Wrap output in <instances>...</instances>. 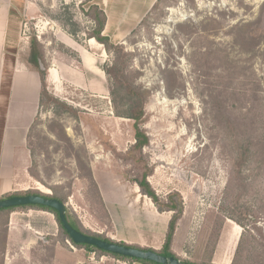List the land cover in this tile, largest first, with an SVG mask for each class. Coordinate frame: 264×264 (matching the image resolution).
I'll return each instance as SVG.
<instances>
[{"label":"rangeland","instance_id":"rangeland-1","mask_svg":"<svg viewBox=\"0 0 264 264\" xmlns=\"http://www.w3.org/2000/svg\"><path fill=\"white\" fill-rule=\"evenodd\" d=\"M26 7L24 59L36 37L49 95L74 112L43 99L28 138L33 180L0 199L57 192L86 232L161 249L172 213L142 195V170L125 157L136 142L134 122L116 116L103 71L113 54L89 38L90 9L98 7L107 17L103 35L124 47L129 77L145 92L148 181L161 201L176 193L183 200L173 251L191 262L264 264V0H29ZM244 146L249 154L237 172ZM14 212L0 215V258L12 219L44 226L59 241L52 213ZM87 252L89 264H99Z\"/></svg>","mask_w":264,"mask_h":264},{"label":"crops","instance_id":"crops-1","mask_svg":"<svg viewBox=\"0 0 264 264\" xmlns=\"http://www.w3.org/2000/svg\"><path fill=\"white\" fill-rule=\"evenodd\" d=\"M28 1L0 0V197L27 191L25 187L33 180L28 172L32 158L28 138L42 107L43 85L40 72L24 59L28 48L23 44L21 31ZM13 221L9 225L3 264H89L91 256L85 249L74 251L68 241L56 240L57 235H52L54 244L51 235H44V226ZM134 240L118 242L159 250ZM100 260L96 263L143 264L111 256H100ZM216 260L211 263L218 264Z\"/></svg>","mask_w":264,"mask_h":264},{"label":"trees","instance_id":"trees-1","mask_svg":"<svg viewBox=\"0 0 264 264\" xmlns=\"http://www.w3.org/2000/svg\"><path fill=\"white\" fill-rule=\"evenodd\" d=\"M159 1L154 5L153 9L158 7ZM90 17L95 23V28L94 30L89 34L90 39H95L98 43H100L104 50L110 54H113L114 58L108 67L104 68V72L110 77L112 80V90L111 94L113 97V101L115 102V108H116V116L119 118H126L134 122V129H135V144L132 146L131 151H129L125 157L127 159H130L134 162L135 165L140 166L142 170V178L140 180H137V185L139 189L141 190V193L143 196L148 197L151 199V201L154 203V205L157 207V210L159 213H172V218L169 222L168 225V231L167 235L165 238V242L163 245V248L160 251H156L153 249L149 248H142L136 245H129L123 242H115L112 239L103 236V235H97L91 232H86L80 225H78L76 222H74L69 215L67 211V219L68 222L71 224L73 228L76 230L92 236L99 238L103 241L111 242V243H118L124 246L128 247H133L136 249H141L144 251H154L157 252L163 256L166 257H174L179 260L184 261L187 264H205L202 262H191L187 261L185 259L180 258L173 250V242L178 226V222L182 219L183 214H184V205H183V200L180 197L178 193L169 195L167 198L166 202H163L160 200L158 197L156 191L148 181V178L153 174V169L149 168L147 166L145 160H144V155H143V149L149 145L150 139L146 135L145 131L141 129V125H143L147 121V116L145 113V106H146V99H145V92L142 91L140 87H137L135 83L130 79L129 73H128V60H129V55L125 51L124 47L122 45L114 44L112 41L109 39V37H106L103 35L106 22H107V17L105 13L100 10L98 7H92L90 9ZM32 67L37 69L42 77V85H43V90L41 93V105L43 104V99L45 98L48 103H54L60 108H63L66 111H69L70 113H73L74 110L71 107H67V105L60 103L57 99L54 97L50 96L47 87L45 84L44 76L46 74L45 71H43L40 67V62L44 65L45 69L48 72V66L45 61V52H44V47L43 45L37 40L36 37H33L31 40V49L29 52V57L27 61ZM121 101V102H118ZM121 106V107H120ZM248 150L247 146H244V148L241 149V153L239 154V158L235 162V168L236 171L239 172L243 166L244 163L247 161L248 157ZM90 180L96 184L94 181L93 175L90 172ZM99 191V190H98ZM28 195H40L45 198H53L61 201L66 205V198H64L62 195H59L57 192L53 193L52 196L49 195H44L38 192H27L23 194H16L12 196H8L6 198H10L13 196H28ZM100 195V194H99ZM101 198V195H100ZM5 199V198H4ZM2 200V199H0ZM18 209H38L42 211H48L52 213L55 216V219L59 225L60 229V237L59 241H69L75 246L76 248L80 249H85L87 251L96 253L98 256H111L115 259L122 260V261H127L131 263H143V264H156L152 263L149 261H143V260H138V259H133V258H127L111 253H107L105 251L99 250L96 247L93 246H88V245H77L74 244L70 238L67 232L63 229L62 224L60 223L58 214L56 211L53 209L43 207V206H23V207H17V208H10V209H4L0 211V215L5 214L8 216L10 213L14 212L15 210ZM229 219L235 221L238 225L241 226L242 221L241 219L237 218H231ZM6 241H7V230H5L4 234V239H3V249H2V254L5 253L6 250ZM2 257V256H1ZM0 264H3V257L0 258Z\"/></svg>","mask_w":264,"mask_h":264},{"label":"water","instance_id":"water-1","mask_svg":"<svg viewBox=\"0 0 264 264\" xmlns=\"http://www.w3.org/2000/svg\"><path fill=\"white\" fill-rule=\"evenodd\" d=\"M40 67L44 70L43 64ZM43 206L53 209L57 212L63 229L69 235L70 240L77 245H88L96 247L107 253L133 258L143 261H149L156 264H187L182 260L174 257H166L152 250L144 251L133 247L124 246L118 243L103 241L99 238L86 235L71 226L67 219V207L64 203L57 199L45 198L40 195L13 196L0 200V211L4 209L17 208L23 206ZM47 242V239H43Z\"/></svg>","mask_w":264,"mask_h":264},{"label":"built area","instance_id":"built-area-1","mask_svg":"<svg viewBox=\"0 0 264 264\" xmlns=\"http://www.w3.org/2000/svg\"><path fill=\"white\" fill-rule=\"evenodd\" d=\"M72 249H73V247H72Z\"/></svg>","mask_w":264,"mask_h":264}]
</instances>
